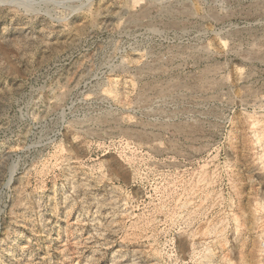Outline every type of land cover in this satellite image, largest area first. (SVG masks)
I'll list each match as a JSON object with an SVG mask.
<instances>
[{"label": "rangeland", "instance_id": "1", "mask_svg": "<svg viewBox=\"0 0 264 264\" xmlns=\"http://www.w3.org/2000/svg\"><path fill=\"white\" fill-rule=\"evenodd\" d=\"M0 264H264V0H0Z\"/></svg>", "mask_w": 264, "mask_h": 264}, {"label": "bare ground", "instance_id": "2", "mask_svg": "<svg viewBox=\"0 0 264 264\" xmlns=\"http://www.w3.org/2000/svg\"><path fill=\"white\" fill-rule=\"evenodd\" d=\"M140 17V16H139Z\"/></svg>", "mask_w": 264, "mask_h": 264}]
</instances>
